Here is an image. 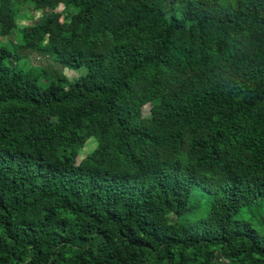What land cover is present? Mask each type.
Wrapping results in <instances>:
<instances>
[{
    "label": "trees",
    "instance_id": "obj_1",
    "mask_svg": "<svg viewBox=\"0 0 264 264\" xmlns=\"http://www.w3.org/2000/svg\"><path fill=\"white\" fill-rule=\"evenodd\" d=\"M18 35L83 74L0 48V264H264V0H0Z\"/></svg>",
    "mask_w": 264,
    "mask_h": 264
},
{
    "label": "rangeland",
    "instance_id": "obj_2",
    "mask_svg": "<svg viewBox=\"0 0 264 264\" xmlns=\"http://www.w3.org/2000/svg\"><path fill=\"white\" fill-rule=\"evenodd\" d=\"M62 10V8H61ZM24 15V14H23ZM41 16V14H40ZM38 20V19H37ZM35 23L34 20L22 18L20 20L21 27L28 26L29 24ZM17 34V33H16ZM15 34V35H16ZM0 48L9 50L14 56L17 57L16 60H9L7 62L8 66L15 69L16 71L26 72L34 75L35 77H39L45 70H51L52 72H61L65 75H68L70 80H75L80 77L83 72L70 70L69 68H64L61 63H59L56 58L53 57H43V56H31L29 50L25 49V43L22 38H19V35L16 37L4 38L0 37ZM51 77L46 79L45 77H41V85L43 87L47 86ZM150 105L144 108V115L147 116L150 113ZM96 148V144L94 141L89 142L85 148L82 150L79 162L85 159L89 154H91Z\"/></svg>",
    "mask_w": 264,
    "mask_h": 264
}]
</instances>
